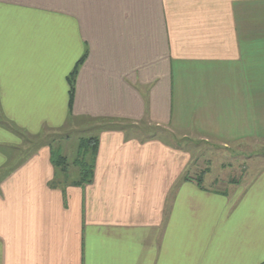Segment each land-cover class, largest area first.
<instances>
[{
	"label": "crops",
	"instance_id": "1",
	"mask_svg": "<svg viewBox=\"0 0 264 264\" xmlns=\"http://www.w3.org/2000/svg\"><path fill=\"white\" fill-rule=\"evenodd\" d=\"M69 122L97 130L83 186L13 147ZM249 140L264 0H0V264H262L264 154L228 197L182 147Z\"/></svg>",
	"mask_w": 264,
	"mask_h": 264
},
{
	"label": "rangeland",
	"instance_id": "2",
	"mask_svg": "<svg viewBox=\"0 0 264 264\" xmlns=\"http://www.w3.org/2000/svg\"><path fill=\"white\" fill-rule=\"evenodd\" d=\"M92 123H87L86 126L73 127L71 123H67L64 127L57 131H46V133L41 134L36 137H28L24 140V145L13 146L15 151L19 152V148L23 147L24 154L23 157H27L29 153L33 152L37 147L41 145H49L55 156H63L66 159L60 164V167L68 166L71 170L74 167L71 165L72 161L77 156V147L82 140L91 139V137L96 136L97 130L91 126ZM102 126H109L103 123ZM117 127V126H116ZM125 128V126H120ZM181 145V144H180ZM8 150L11 151V148ZM182 147L188 150L192 154L191 169L188 167L185 170V174L188 176L196 178L198 171L203 174V169L209 171L207 178L211 180L208 184L212 185V188L221 193H226L228 197H232L234 194V189L239 183L241 175H246V173L254 172L255 163L252 158L256 157V153L264 154V144L262 142H252L249 140L247 143H240L231 145L229 150L222 149V147H215L208 143H198V142H182ZM2 148V145L0 146ZM242 151L245 154H239ZM82 153V152H81ZM81 155V154H80ZM17 161H20V155L17 157ZM201 174V176H202ZM76 175H71L75 178ZM199 176L198 180L202 179ZM230 180V183L228 181ZM212 181H216L213 183ZM233 185H232V184Z\"/></svg>",
	"mask_w": 264,
	"mask_h": 264
},
{
	"label": "trees",
	"instance_id": "3",
	"mask_svg": "<svg viewBox=\"0 0 264 264\" xmlns=\"http://www.w3.org/2000/svg\"><path fill=\"white\" fill-rule=\"evenodd\" d=\"M80 62V61H79ZM77 63L76 67L73 71L67 76V81L69 83V107L71 106L73 95H74V78L77 73ZM98 147V140L96 138L82 140L77 147V156L72 161L71 165L76 169L75 172L77 173L75 179L71 182L74 185L83 186L85 184H89L92 182L93 173H94V162H95V155L97 152ZM82 152V153H81ZM81 154V155H80ZM51 162L55 166L56 170L63 173V181H69L70 174L67 173L66 169L69 168L68 166L60 167V164H63L64 160L66 159L63 156H55L52 149H51ZM63 162V163H62ZM264 264V262L262 263Z\"/></svg>",
	"mask_w": 264,
	"mask_h": 264
}]
</instances>
